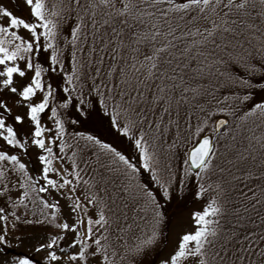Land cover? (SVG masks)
Returning a JSON list of instances; mask_svg holds the SVG:
<instances>
[{
  "label": "snow or ice",
  "instance_id": "1",
  "mask_svg": "<svg viewBox=\"0 0 264 264\" xmlns=\"http://www.w3.org/2000/svg\"><path fill=\"white\" fill-rule=\"evenodd\" d=\"M0 264H264V0H0Z\"/></svg>",
  "mask_w": 264,
  "mask_h": 264
},
{
  "label": "rangeland",
  "instance_id": "2",
  "mask_svg": "<svg viewBox=\"0 0 264 264\" xmlns=\"http://www.w3.org/2000/svg\"><path fill=\"white\" fill-rule=\"evenodd\" d=\"M14 2V0H13ZM199 205L197 202H188V204L186 205V209H185V216L187 215L188 210H195V208H197ZM18 251L16 249L12 250V254H15V252Z\"/></svg>",
  "mask_w": 264,
  "mask_h": 264
},
{
  "label": "trees",
  "instance_id": "3",
  "mask_svg": "<svg viewBox=\"0 0 264 264\" xmlns=\"http://www.w3.org/2000/svg\"><path fill=\"white\" fill-rule=\"evenodd\" d=\"M188 204V203H187Z\"/></svg>",
  "mask_w": 264,
  "mask_h": 264
}]
</instances>
